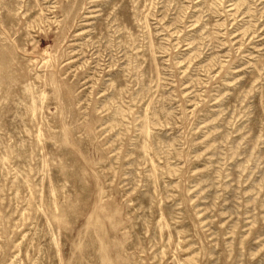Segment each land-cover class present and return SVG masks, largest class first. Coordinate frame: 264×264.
<instances>
[{"label": "rangeland", "instance_id": "374dc122", "mask_svg": "<svg viewBox=\"0 0 264 264\" xmlns=\"http://www.w3.org/2000/svg\"><path fill=\"white\" fill-rule=\"evenodd\" d=\"M0 264H264V0H0Z\"/></svg>", "mask_w": 264, "mask_h": 264}]
</instances>
